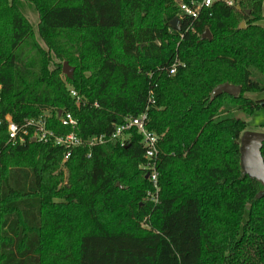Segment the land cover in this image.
Returning <instances> with one entry per match:
<instances>
[{
    "label": "trees",
    "instance_id": "obj_1",
    "mask_svg": "<svg viewBox=\"0 0 264 264\" xmlns=\"http://www.w3.org/2000/svg\"><path fill=\"white\" fill-rule=\"evenodd\" d=\"M233 1L213 0L175 30L173 0H0V264H264V184L241 170L238 115L264 107L243 94L264 91L263 0ZM223 83L237 96L211 97ZM59 110L82 138L145 110L157 201L144 197L134 130L88 156L76 148L63 165L59 146L8 141L5 116L46 113L47 128L66 134Z\"/></svg>",
    "mask_w": 264,
    "mask_h": 264
},
{
    "label": "built area",
    "instance_id": "obj_2",
    "mask_svg": "<svg viewBox=\"0 0 264 264\" xmlns=\"http://www.w3.org/2000/svg\"><path fill=\"white\" fill-rule=\"evenodd\" d=\"M212 1L213 0H200L198 2L184 3L181 0H173L178 9V29L181 20L188 19L189 22L185 27V29H187L199 14L200 9L209 6ZM222 1L226 5L232 4L231 0ZM177 65L178 62L174 61L168 67V75L174 73ZM68 94L76 102L80 100V97L71 87L68 88ZM147 102L149 104L153 103L151 91H148ZM93 105L95 106V103H93ZM45 115L46 113H43L42 116L36 119H25L20 124L12 122L7 116H5L4 119L6 121V134L8 141L21 144L26 138H29L30 141L50 143L51 145L59 146L63 150V155L60 161V164L63 165L70 153L76 148H85L88 156L92 147L102 145L106 142H117L122 145L127 133L130 130H134L140 135V142L143 147V162L139 165V168L143 171V174L147 175L146 179L150 184V188L145 191L144 197L151 203L157 201L158 185L155 158L157 154L156 143L158 138L153 132L146 129L147 119L145 110L135 117L123 118L121 123L112 124V130L108 134H93L86 138H82L76 134L75 129L77 127V120L73 118L69 112L59 110V114H56V118L60 125L69 128V132L64 135H57L47 128ZM29 130L31 131L29 132Z\"/></svg>",
    "mask_w": 264,
    "mask_h": 264
},
{
    "label": "water",
    "instance_id": "obj_3",
    "mask_svg": "<svg viewBox=\"0 0 264 264\" xmlns=\"http://www.w3.org/2000/svg\"><path fill=\"white\" fill-rule=\"evenodd\" d=\"M179 20L177 17H173L169 21V26L172 29L177 30ZM242 26V23L239 24ZM209 33L207 30L201 34L200 39L208 38ZM72 72V68L63 62L61 65V73L69 76ZM239 86L230 85L227 83L219 84L211 90V97H215L219 94H227L231 97H236L239 93ZM59 114V111L57 112ZM264 141V133L257 131H243L239 137V160L240 167L244 174L252 177L262 184H264V163L260 156V147ZM147 175L144 174L146 179Z\"/></svg>",
    "mask_w": 264,
    "mask_h": 264
},
{
    "label": "rangeland",
    "instance_id": "obj_4",
    "mask_svg": "<svg viewBox=\"0 0 264 264\" xmlns=\"http://www.w3.org/2000/svg\"><path fill=\"white\" fill-rule=\"evenodd\" d=\"M39 1V3H44L45 0H37ZM19 3V7L23 13V15L27 18V20L34 26L35 22H36V15L33 11V5L28 3V2H23L20 1ZM231 3H234L233 0H231ZM258 24V22H257ZM63 63V62H62ZM62 65V64H61ZM245 96L252 98V99H262L264 98V91L259 92V93H255V92H246L243 93ZM240 118H242L245 122V130L247 131H257V132H261L262 128L259 127V123H261L264 119V107L260 108L259 110L253 112L250 115H244L239 113L238 114ZM63 176H66V171H63ZM245 211H244V215L243 218H245ZM139 227L141 229H146V226L142 223L139 224Z\"/></svg>",
    "mask_w": 264,
    "mask_h": 264
},
{
    "label": "crops",
    "instance_id": "obj_5",
    "mask_svg": "<svg viewBox=\"0 0 264 264\" xmlns=\"http://www.w3.org/2000/svg\"><path fill=\"white\" fill-rule=\"evenodd\" d=\"M261 16L262 18L258 20L257 22L260 26L264 28V0L262 1V4H261Z\"/></svg>",
    "mask_w": 264,
    "mask_h": 264
}]
</instances>
